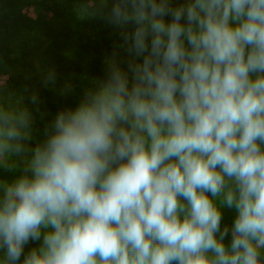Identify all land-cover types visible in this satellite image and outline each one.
Masks as SVG:
<instances>
[{"label":"clouds","instance_id":"clouds-1","mask_svg":"<svg viewBox=\"0 0 264 264\" xmlns=\"http://www.w3.org/2000/svg\"><path fill=\"white\" fill-rule=\"evenodd\" d=\"M100 5L125 55L43 139L0 102V264H264V0Z\"/></svg>","mask_w":264,"mask_h":264},{"label":"rangeland","instance_id":"rangeland-1","mask_svg":"<svg viewBox=\"0 0 264 264\" xmlns=\"http://www.w3.org/2000/svg\"><path fill=\"white\" fill-rule=\"evenodd\" d=\"M102 15L106 10L101 9L100 0H0V51L4 54L0 86L7 99L32 101L35 96L54 115L63 107L75 106L65 84L67 75L72 81L73 74H82V57L86 55L92 70L98 64L97 79L105 76L110 59L125 55L118 48L119 29ZM9 75V85L4 87ZM40 80L53 88L41 86L37 93ZM0 176L12 178L2 171ZM34 246L38 245L30 243L26 249Z\"/></svg>","mask_w":264,"mask_h":264},{"label":"trees","instance_id":"trees-1","mask_svg":"<svg viewBox=\"0 0 264 264\" xmlns=\"http://www.w3.org/2000/svg\"><path fill=\"white\" fill-rule=\"evenodd\" d=\"M67 9V7H66ZM3 31V30H2ZM4 32V31H3ZM3 52L0 51V59L3 58ZM82 65L80 67L82 74L77 75L73 74V79L71 81V77L67 75V83L65 84V89L68 94L71 95L72 100L78 101L82 96L84 91L92 86V81L96 78V73L98 71V64L95 65L94 69H90L92 66L91 62L87 60V57L85 55V58L83 59L82 57ZM71 67V66H70ZM103 67V66H102ZM61 73L57 72V76L60 77ZM39 76V75H38ZM66 77V74H64L61 79H64ZM41 78V77H40ZM56 78H53V80ZM41 81V80H40ZM38 82V88L37 93L41 92L43 88L41 86H46L47 84H44V82ZM8 83H5L4 87L9 85L10 82V75L8 77ZM45 88H53L52 85H47ZM13 91L10 92L12 94ZM6 91L3 89V85L0 86V102H3L5 106H11V107H16V108H27L33 117L34 120V126H33V131L35 132L34 138L36 140H41L43 139V130L44 126L52 121L54 118V114L51 112V110H48V108L43 104L40 103L41 99H37L35 103H33L30 98L25 99L24 101H18V100H9L7 99L8 96L6 95ZM9 94V95H10ZM36 129V130H35ZM233 218V213L231 211L225 210V221L226 223H231V220ZM27 251V249H26ZM2 254V253H0Z\"/></svg>","mask_w":264,"mask_h":264}]
</instances>
